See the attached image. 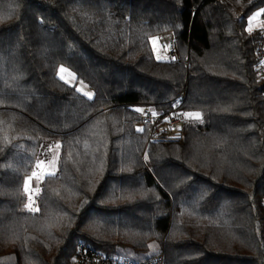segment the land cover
<instances>
[{
	"label": "trees",
	"instance_id": "obj_1",
	"mask_svg": "<svg viewBox=\"0 0 264 264\" xmlns=\"http://www.w3.org/2000/svg\"><path fill=\"white\" fill-rule=\"evenodd\" d=\"M262 8L0 0V264H73L80 242L165 264H264V75L247 28ZM164 33L175 60L155 55ZM176 102L182 142L146 144L138 108ZM54 147L30 210L25 179Z\"/></svg>",
	"mask_w": 264,
	"mask_h": 264
},
{
	"label": "built area",
	"instance_id": "obj_2",
	"mask_svg": "<svg viewBox=\"0 0 264 264\" xmlns=\"http://www.w3.org/2000/svg\"><path fill=\"white\" fill-rule=\"evenodd\" d=\"M261 17H264V12ZM257 36L255 69L264 75V27L257 29ZM171 59H176L175 53H172ZM262 95L264 98V91ZM184 96L185 92L183 91L180 93L179 99H183ZM178 107L179 102H176L173 108L166 112L155 111L147 106L138 108V121L147 129L146 144L182 142L185 116ZM73 264H165V262L163 252L145 259H131L126 256L107 255L80 242L73 255Z\"/></svg>",
	"mask_w": 264,
	"mask_h": 264
},
{
	"label": "rangeland",
	"instance_id": "obj_3",
	"mask_svg": "<svg viewBox=\"0 0 264 264\" xmlns=\"http://www.w3.org/2000/svg\"><path fill=\"white\" fill-rule=\"evenodd\" d=\"M264 8L254 11L248 18L247 28L249 30H255L264 27V17H261ZM151 44L154 49L157 58L162 57L165 59H171L173 53L172 46V35L171 33H164L160 35L153 36L151 38ZM57 76L73 85L79 92L86 96L92 95V90L82 81H79L74 73H72L68 68L64 66H59L57 71ZM139 127L142 126L139 124ZM143 128V127H142ZM57 157L58 148L54 147L47 159H41L37 162L36 168L31 175L26 177L25 181L28 180L27 191L24 182V188L27 195L26 207L30 210H36V196L39 191L40 182L45 175L52 174L56 172L57 169ZM35 174V175H34ZM31 178V179H29Z\"/></svg>",
	"mask_w": 264,
	"mask_h": 264
},
{
	"label": "snow or ice",
	"instance_id": "obj_4",
	"mask_svg": "<svg viewBox=\"0 0 264 264\" xmlns=\"http://www.w3.org/2000/svg\"><path fill=\"white\" fill-rule=\"evenodd\" d=\"M193 115H194V118H196V119L199 118V113H196V114H193ZM138 130H142V129H138ZM29 179H31V178H29ZM25 185H26V191H27L28 180L25 181Z\"/></svg>",
	"mask_w": 264,
	"mask_h": 264
},
{
	"label": "crops",
	"instance_id": "obj_5",
	"mask_svg": "<svg viewBox=\"0 0 264 264\" xmlns=\"http://www.w3.org/2000/svg\"><path fill=\"white\" fill-rule=\"evenodd\" d=\"M159 59H165V58L159 57Z\"/></svg>",
	"mask_w": 264,
	"mask_h": 264
}]
</instances>
